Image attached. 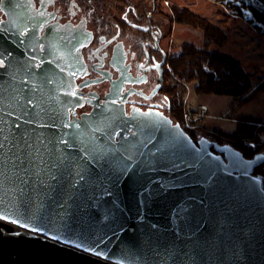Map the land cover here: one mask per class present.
<instances>
[{
  "label": "water",
  "instance_id": "1",
  "mask_svg": "<svg viewBox=\"0 0 264 264\" xmlns=\"http://www.w3.org/2000/svg\"><path fill=\"white\" fill-rule=\"evenodd\" d=\"M4 11L3 28L27 17ZM12 34L0 31V264H115L53 240L61 224L109 255L114 242L124 263L264 264V184L253 175L264 154L246 159L229 144L196 143L169 117L151 113L120 124V143L104 140L107 131L90 149L74 145L81 133L69 124L59 85L52 77L27 85L11 71L16 58L4 53L16 52ZM69 53L49 49L55 73L22 55L21 67L61 77ZM117 108L95 102L89 123L116 129L126 116Z\"/></svg>",
  "mask_w": 264,
  "mask_h": 264
},
{
  "label": "flooded vegetation",
  "instance_id": "2",
  "mask_svg": "<svg viewBox=\"0 0 264 264\" xmlns=\"http://www.w3.org/2000/svg\"><path fill=\"white\" fill-rule=\"evenodd\" d=\"M214 1L264 34L262 28L253 25L260 23L264 26V22L257 21L253 15L254 8L259 6L264 17L263 3L257 0ZM14 9H22L26 19H10V27L3 28L1 24L8 18L4 10ZM163 12L160 0H0V31L2 35L9 30L13 33L9 42L16 50L13 55L7 50L4 54L16 58L11 71L16 73L20 82L31 85L36 79L48 82L52 77L59 85V90L68 100L69 124L81 133L79 139L70 141L74 145L90 149L97 145L95 138H102L107 131L110 133L103 137L104 140L120 143L118 133L114 135L119 125L136 123V119L150 113L167 116L173 125L178 124L182 128L173 117L169 99L163 92L167 53L171 52L170 46L165 47V40L171 33V26L165 18L170 19ZM58 25L59 32L50 33ZM53 46L72 52L61 65V77L59 74L43 77L39 68L21 67L20 55L28 61L35 58L46 71L58 72L53 70L57 64L51 66L48 57V51ZM166 49L170 52H166ZM0 66H3L1 60ZM105 101L118 105V116L126 115L120 119L121 123H116V129L109 124L99 125L96 119L89 123L93 120L89 117L95 102L102 104ZM131 110L135 116L129 115ZM103 130L106 131L100 132ZM183 131L196 143L206 138L202 135L194 138L186 130ZM211 150L215 152L213 147ZM256 167L253 175L259 176L264 184V176L255 173ZM105 211L106 208H101V212ZM100 218L104 222L105 216ZM70 232L68 226L61 224L55 227L57 238L53 240L115 264H135L129 259H126L127 263L118 260L123 256L114 242L111 245L117 248V252H110L109 255L106 250L83 245ZM95 240L99 244L105 243L97 237Z\"/></svg>",
  "mask_w": 264,
  "mask_h": 264
},
{
  "label": "trees",
  "instance_id": "3",
  "mask_svg": "<svg viewBox=\"0 0 264 264\" xmlns=\"http://www.w3.org/2000/svg\"><path fill=\"white\" fill-rule=\"evenodd\" d=\"M172 10L173 14L169 16L172 23L196 29L204 39L200 46L183 43L177 52L167 53L163 92L169 99L171 113L177 122H183L189 84H194L193 92L198 96L225 95L239 100V103L249 102L256 92L264 93V79L256 72L247 73L238 60L219 49H210L212 43L219 48L226 43L228 35L225 30L186 8L173 6ZM253 13L257 21L264 22L259 6L254 8ZM255 77L258 79L257 83ZM234 121L235 125L231 131L222 127L205 131L202 126L199 130L186 131L194 138L202 135L216 143L229 144L246 159H252L259 153L263 154L264 118L241 114L236 116ZM255 173L264 176V161L256 167Z\"/></svg>",
  "mask_w": 264,
  "mask_h": 264
},
{
  "label": "rangeland",
  "instance_id": "4",
  "mask_svg": "<svg viewBox=\"0 0 264 264\" xmlns=\"http://www.w3.org/2000/svg\"><path fill=\"white\" fill-rule=\"evenodd\" d=\"M160 3L161 7L164 8L165 17L171 16L173 14L172 7L177 6L191 10L218 28L225 30L228 35L225 45L219 48L215 43H212L210 49H219L222 53L238 60L245 72L250 74L256 72L260 78L264 79V34L254 29L239 15L214 0H160ZM165 20L171 26V33L165 40V47L169 48L170 46L171 52H177L183 43H191L197 46L204 43L200 31L175 22L172 23L166 18ZM168 51L169 49H166V52ZM257 81L256 78L255 82L257 83ZM193 86V83L187 86L186 111L183 117L190 110L198 109L200 105L205 104L207 107V116L194 124V130H199L202 126L205 131H211L217 127L231 131L235 125V117L244 113L245 115L264 118L263 92H256L247 103H239V100L225 95L198 96L193 92ZM199 101L204 104L197 105L196 103ZM262 153L264 154V152Z\"/></svg>",
  "mask_w": 264,
  "mask_h": 264
},
{
  "label": "built area",
  "instance_id": "5",
  "mask_svg": "<svg viewBox=\"0 0 264 264\" xmlns=\"http://www.w3.org/2000/svg\"><path fill=\"white\" fill-rule=\"evenodd\" d=\"M183 117V122L181 123V127L184 130H194V124L203 120L204 117L207 116V107L205 105L198 106L196 110H190Z\"/></svg>",
  "mask_w": 264,
  "mask_h": 264
},
{
  "label": "crops",
  "instance_id": "6",
  "mask_svg": "<svg viewBox=\"0 0 264 264\" xmlns=\"http://www.w3.org/2000/svg\"><path fill=\"white\" fill-rule=\"evenodd\" d=\"M225 45V44H224ZM197 105H200V104H204V103H201L200 101L196 103ZM205 105V104H204ZM209 109V108H208ZM245 114V113H244ZM247 114V113H246ZM233 120V119H232Z\"/></svg>",
  "mask_w": 264,
  "mask_h": 264
},
{
  "label": "snow or ice",
  "instance_id": "7",
  "mask_svg": "<svg viewBox=\"0 0 264 264\" xmlns=\"http://www.w3.org/2000/svg\"><path fill=\"white\" fill-rule=\"evenodd\" d=\"M0 219H3V217L2 216H0ZM12 223H16V221H11ZM33 230H35V229H33ZM0 234H2V233H0Z\"/></svg>",
  "mask_w": 264,
  "mask_h": 264
}]
</instances>
